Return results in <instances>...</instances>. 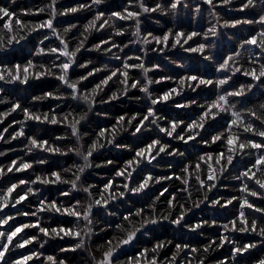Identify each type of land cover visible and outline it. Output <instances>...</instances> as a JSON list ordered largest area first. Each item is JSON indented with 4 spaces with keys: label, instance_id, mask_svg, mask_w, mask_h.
<instances>
[{
    "label": "clouds",
    "instance_id": "clouds-1",
    "mask_svg": "<svg viewBox=\"0 0 264 264\" xmlns=\"http://www.w3.org/2000/svg\"><path fill=\"white\" fill-rule=\"evenodd\" d=\"M27 2L15 13L10 8L16 0L0 5V17L12 22L11 30L0 27V55L33 36L37 41L23 62L0 67V105H8L0 110V124L13 114L20 117L0 130V143L23 141L18 149L0 150V157L23 153L0 164V180L22 172L33 177L0 187V264H264V251L252 258L264 248V207L253 203L264 200V98L256 91H264V0H126L119 11L102 10L110 0H78L68 7L58 6L62 0ZM76 14L88 18L64 22ZM25 15L46 18L24 20ZM146 21L162 32L147 30ZM101 33L105 38L89 44ZM119 37L127 39L120 43ZM83 52L103 60L81 61ZM152 56L163 63L150 61ZM74 70L83 74L74 77ZM93 77L98 79L87 86ZM42 79L56 84L31 95L27 106L2 95L8 86L24 89ZM162 84L171 87L156 90ZM201 89L211 96L201 99ZM49 101L55 104L48 110L34 107ZM122 101L143 111L104 110L123 107ZM65 103L69 108L59 111ZM161 106L191 115H165ZM93 116L113 123L95 128ZM220 120L225 127L214 129ZM44 126L64 131L42 139ZM126 136L144 143H121ZM213 146L219 150H203ZM109 152L129 155L122 161L96 159ZM52 157H71V163L61 159L60 167L44 171ZM110 168V174L99 171ZM49 186L63 190L49 198ZM222 190L237 194L224 196ZM30 198L36 201L28 205L31 211L5 212ZM234 203L233 216L216 218ZM56 216L70 222L52 225ZM19 217L33 219L13 227L10 222ZM30 229L35 234H27ZM196 237L204 242H194ZM56 241L69 243L45 253ZM26 248L19 258L11 255ZM217 253L224 255L209 260Z\"/></svg>",
    "mask_w": 264,
    "mask_h": 264
},
{
    "label": "trees",
    "instance_id": "trees-1",
    "mask_svg": "<svg viewBox=\"0 0 264 264\" xmlns=\"http://www.w3.org/2000/svg\"><path fill=\"white\" fill-rule=\"evenodd\" d=\"M9 2L10 0H0V5H3L5 7L9 6ZM40 0H33V3H39ZM78 2V0H62L61 5H58L59 7H68L71 6L72 4ZM79 2H83V0H79ZM126 2V0H110V3L107 4L106 6H104V8L102 9L103 11H119L123 4ZM152 0H149V3H151ZM29 6L27 0H16V3L14 5L11 6L10 11H12L13 13H15L18 9H20L21 7L27 8ZM235 15H240V14H235ZM46 17L43 15H35V16H23L22 19L24 20H42L45 19ZM88 18V16L86 14H76L73 16H69L67 18H65L64 22H75V21H80L81 23H83L86 19ZM11 23V20L8 18H3L0 17V27L4 26L5 24ZM145 27L147 30H153L157 33L162 32V30L160 29H156L151 23H148L146 21L145 23ZM75 34V33H74ZM239 34V33H238ZM40 33H37L36 36H39ZM106 33H101L99 35H94L91 40L89 41V44L91 43H95L98 42L99 39L105 38ZM118 42L120 43H124L125 40L127 39V37H119L117 38ZM36 37L33 36L32 38H30L27 43L22 46V47H17L15 48L13 51L8 52L6 54H2L0 55V66H3L5 64L8 65H12L15 63H20L23 62L27 57H28V50L29 48L34 49L35 45H36ZM50 43L55 44V41H50ZM190 44L194 43L193 41L189 42ZM47 46V45H45ZM227 50V45L224 46L223 49H221L217 55L218 56H223L225 54ZM130 51V49H126V52ZM174 55V54H173ZM89 56H92L93 58H95L98 61H102L103 57L101 56H97L94 53H87V52H83L80 56V60H84L86 58H88ZM49 59V57H45L44 60L45 62H47V60ZM150 61L152 60H158L159 62L163 63L162 60H160V58L152 56L149 58ZM172 66L169 65V68H171ZM192 69L194 71H198L199 68L196 64L192 65ZM173 71H176L175 69H173ZM205 71H211L210 66H206L205 67ZM83 74L81 71H77L74 70L72 75L75 77L77 75H81ZM157 75H159V73H157ZM98 79L97 77H93L90 79V81L88 82L87 86H91V83L95 82V80ZM56 84V81L54 79H42L39 82H32L29 84V86L27 88L22 89L19 85L17 86H8V89L5 91V93H3L2 95L4 96H9V97H18L21 98L24 103L25 106H27V101L29 99V97L31 95H35L39 92L45 91V90H50L51 88L54 87V85ZM167 87H171L170 84H162L160 86L157 87L156 90L158 91H163L165 88ZM257 92H259V95L261 98H264V91H260L259 89L256 90ZM138 93H133V95H136ZM196 95H198L201 99H203L205 96H211V92H209L206 89H201ZM188 98H195V94H189ZM249 102L252 103L253 101V97H249ZM55 102L53 101H49L48 103L45 104H41V105H35L34 107H40L43 110H48L50 108H52L54 106ZM122 106H117V105H112V106H106V108L104 110L107 111H111V113L113 115H120L122 114L124 111H128L129 113L133 112V111H143V109H138L136 107V105L134 104H130L127 103L125 101L121 102ZM6 107H8V105H0V110H4ZM69 108V104L65 103L60 109L59 111H65ZM160 111L163 112L165 115H172L173 113L176 114L179 118H189V116L191 115L190 112H185V111H181V110H176V109H172L169 108L167 106H161L160 107ZM192 112H196L197 109H192ZM20 118L17 114H13L12 116L8 117V119L3 123L0 124V130H3L4 127H6L9 123H11L14 119H18ZM111 123H113L112 120H100L96 117H92L90 120V124L95 127V128H99L102 126H108ZM34 125L30 126L28 131L29 134H31V132L34 130ZM212 127L214 129H222L223 127H225L224 121L220 120L215 122ZM16 127L13 126V128L9 129V133H6V136L9 135L11 132L15 131ZM83 130H89L88 128H84ZM64 129L60 126H44V130L42 133L41 138L42 139H50L52 138L54 135L59 134L61 132H63ZM253 139H257L256 137H253ZM121 143H134L136 146L142 145L144 143V141H132L130 138H128L127 136L124 137L121 141ZM23 141L22 140H16L13 141L10 144H3L0 143V150H4L6 148L8 149H12V148H20L22 146ZM203 150H211V151H217L218 146H213L212 149H203ZM23 155L22 152L20 151H14L9 153L8 155L4 156V157H0V164H5V163H10L12 159L16 158L17 156H21ZM128 153L124 152L122 154H113L111 152L107 153V154H103L100 156H97L96 159L97 160H101V159H105V158H113L116 159L118 161H122L124 158L128 157ZM39 154H37L36 156H30L27 157L26 159L31 160V159H36L38 158ZM61 159H64L65 163H71V157L68 158H60V157H52L51 158V162L43 167L44 171H51L55 168L60 167V163H61ZM166 162V161H165ZM249 163V161L245 160L242 162V166H247V164ZM115 169H100L99 171L101 172H108L109 174L111 173V171H114ZM35 171H41V168L37 167L35 169ZM33 178L30 172H22V173H17V174H9L8 176L4 177L3 180H0V187H4L9 185L12 182H15L19 179H31ZM89 179H93L92 177H90ZM97 183H102V181H97ZM222 183H227L226 181H222ZM235 186V185H233ZM63 190L62 188H55V187H51L49 186L45 191L48 194L49 198H52L55 196V194L58 191ZM175 190V189H173ZM219 194L224 195V196H231L237 193H233L229 190H222ZM15 195V193H14ZM167 197H165L166 199ZM36 201L34 199H29V201L25 204H21L17 206V209H12V208H7L5 209L6 213H13L16 210H23V211H31L32 209L28 206L29 204H35ZM253 203L258 204L262 207H264V200H255L253 199ZM235 207H237V204H233L232 206V211H228V210H224V211H220L218 210L216 212V218L221 220V221H225L226 219L230 218L231 216H233L235 214L234 209ZM259 215V214H256ZM30 219L33 218H29V217H19L16 220L10 222L11 225L13 227L18 226L21 223L24 222H28ZM45 219H47V216H45ZM262 220H264V218H262ZM70 221L67 218H60L59 216L53 217L51 220L52 225H56L59 223H63L65 225H67ZM47 226V225H46ZM206 232H216L218 230L215 229H206ZM27 234L31 235V234H35V229H30V230H26ZM164 234L167 235V229H164ZM157 239H162L164 238V236H157L155 237ZM171 238V237H169ZM100 237H97V240H100ZM176 242H182V240H177ZM197 243H203L204 241L202 239H200L199 237L195 238V241ZM69 243V242H60V241H56L53 243H50L45 249V253L48 254H55L56 250L61 247L64 246V244ZM150 243V242H149ZM35 247V246H33ZM264 251V248H261L260 250H258L257 252H253L252 253V258H256L259 255V252ZM28 252V249H24L20 252H15L12 253L11 255L15 258H19L21 255L25 254ZM171 252V247L167 250H165V252L163 253V255H168ZM135 254V253H133ZM63 257L65 258H70L72 260H75L77 258V254L75 253H63L61 254ZM222 255H224V253H217L214 256L210 257L209 260H214V259H220L222 257Z\"/></svg>",
    "mask_w": 264,
    "mask_h": 264
},
{
    "label": "snow or ice",
    "instance_id": "snow-or-ice-1",
    "mask_svg": "<svg viewBox=\"0 0 264 264\" xmlns=\"http://www.w3.org/2000/svg\"><path fill=\"white\" fill-rule=\"evenodd\" d=\"M19 22H20L19 20L16 21V23H19ZM4 26H5V28L11 30L12 22H11V23H8V24H5ZM252 41L255 42V37L252 38ZM0 67H2V66H0ZM16 67H17V72H19V65H17ZM27 70H28V69H27V67H26V68H25V71H27ZM192 79H195V77H193ZM232 142H233V138H230V139H229V143H232Z\"/></svg>",
    "mask_w": 264,
    "mask_h": 264
}]
</instances>
